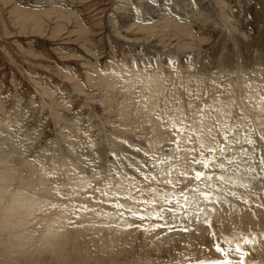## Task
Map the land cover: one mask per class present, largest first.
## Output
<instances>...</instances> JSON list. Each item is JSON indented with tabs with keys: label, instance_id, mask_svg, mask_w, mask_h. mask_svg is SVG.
<instances>
[{
	"label": "rangeland",
	"instance_id": "rangeland-1",
	"mask_svg": "<svg viewBox=\"0 0 264 264\" xmlns=\"http://www.w3.org/2000/svg\"><path fill=\"white\" fill-rule=\"evenodd\" d=\"M262 88L264 0H0V172L3 167H7L5 171L10 169L15 160L12 157H19L25 158V164L35 165V170L43 168L39 179H45V183L51 177L55 179L52 171L58 172L55 169L62 163L75 174L88 164L94 168L91 178H102L97 180L101 183L97 190L94 186V191L85 192L93 196L92 200L96 198L95 203L64 198L76 197L75 181L57 184L61 195L52 186L47 196H41L36 193L40 187L35 181L28 189L26 183L0 180V207H19L22 212L38 215L42 208L48 221L56 220L44 229L45 234H57L55 240L67 239L78 245H69L68 261L63 264H98L102 259L108 264H175L200 257L201 248H211L217 239L229 236L215 219L243 207L264 209V184L260 183L264 179L263 160L257 169L255 157V165L253 156L249 164L250 157L240 150L245 147L243 139L251 135L261 118L256 114L259 111L252 112L250 103H256L260 95L264 97ZM156 122L168 130L152 141L154 148L149 140L154 139L150 127L156 131ZM14 147L18 153L22 149L25 152L17 154ZM179 149L187 151L183 157L188 162L180 168L175 165L178 159L173 152L181 153ZM112 157L119 161L115 170L105 164ZM212 157L215 159L210 167L222 164L225 172H234V177L227 180L241 187L232 190L234 195L238 193L236 197L227 198L225 189L206 182L220 196L215 207H206L207 202H201L198 194L191 198L193 195L184 193L193 191L186 185L192 179V158L207 170L202 161ZM168 172L171 177L165 176ZM9 175L3 176L13 179ZM82 175L74 179L78 181ZM172 176L182 177L185 191L179 184L172 186L165 181L174 183ZM114 179L120 188L112 186L104 193L109 181L117 183ZM140 180L146 181V186L140 187ZM91 182L84 181L85 188H91ZM164 183L162 188L157 186ZM17 188L28 198L16 195ZM164 189L168 192L165 201L172 206L147 207L152 205L153 194ZM113 192L120 198L105 200ZM128 194L135 197L123 201ZM13 195L20 199L15 206ZM224 198L226 203L222 202ZM234 198L233 205L239 208L232 212ZM125 202L146 206L144 210L130 208L143 210L144 218L132 215L131 205ZM122 203V208L112 207ZM195 204L210 212L204 218L210 221L206 225L209 230L197 227L186 234L191 224L188 222L196 220L193 218L197 214L192 211ZM84 209L90 217L86 222L82 221L85 217L76 219L77 212ZM149 211L159 213L161 218L147 215ZM94 215L102 219H92ZM58 218L62 219L59 225ZM237 230L236 225L231 226L234 234ZM256 235L255 241H262L261 234ZM92 238L103 246L94 245ZM204 239L201 248L191 246V240H199L200 246ZM84 248L88 249L86 257L80 255Z\"/></svg>",
	"mask_w": 264,
	"mask_h": 264
},
{
	"label": "bare ground",
	"instance_id": "bare-ground-1",
	"mask_svg": "<svg viewBox=\"0 0 264 264\" xmlns=\"http://www.w3.org/2000/svg\"><path fill=\"white\" fill-rule=\"evenodd\" d=\"M231 50V49H230ZM258 56V55H257ZM175 73V72H174ZM194 80V79H193ZM175 82V81H174ZM196 82V81H195ZM254 82V81H253ZM257 83V82H256ZM181 84L182 81H181ZM250 84V83H249ZM248 84V85H249ZM185 85H188V84H185ZM252 85V84H251ZM255 85V84H254ZM258 85V84H257ZM160 87V85H158ZM157 86V87H158ZM156 87V88H157ZM211 87V86H210ZM248 87V86H247ZM180 88H183V85L182 87ZM251 88V87H250ZM260 88V87H259ZM158 89V88H157ZM186 89V88H185ZM253 89V88H252ZM250 89V90H252ZM264 89V88H262ZM175 90V89H174ZM257 90H260V89H257ZM177 91H178V88H177ZM180 91V90H179ZM262 91V90H261ZM183 92V91H182ZM187 92V91H186ZM264 92V90L262 91ZM176 93V92H175ZM252 93V92H251ZM254 93V92H253ZM183 94V93H182ZM181 94V95H182ZM143 95V93H142ZM140 94V96H142ZM250 95V94H249ZM253 95V94H252ZM259 95V94H258ZM168 96V95H167ZM190 96V95H189ZM261 96V95H260ZM258 98L257 102L256 103H250L252 108H253V113L254 111H259L257 112L256 114L261 117L259 120H258V123L255 125L254 123V129L252 128V132H251V135L250 136H246L245 139H243V143L245 144V147L243 149H240L241 151L244 152V155H246V157H250V162H248L249 164L251 163L252 161V156H253V162H254V165H255V161L258 163L257 164V169H258V166L261 167V161L263 160V163H264V116H260L261 113L264 114V97L261 96V98ZM164 97V96H163ZM233 97V96H232ZM253 98V97H252ZM255 98V97H254ZM153 99V98H151ZM155 99H158V98H155ZM256 99V98H255ZM161 100V98L159 99ZM165 100V99H164ZM187 100H188V97H187ZM191 100V99H189ZM207 100V99H206ZM209 100V99H208ZM167 101V99H166ZM165 101V102H166ZM192 101V100H191ZM249 101V100H248ZM157 102V101H156ZM163 102V101H162ZM190 102V101H188ZM220 102V101H219ZM233 102V101H232ZM164 103V102H163ZM168 103V102H167ZM187 103V102H186ZM136 104V103H135ZM169 104V103H168ZM189 104V103H188ZM193 104V102H192ZM224 104V103H222ZM249 104V105H250ZM167 105V104H165ZM158 106V105H156ZM164 106V105H163ZM190 106V105H189ZM193 106V105H192ZM196 106V105H195ZM247 106V105H246ZM162 107V106H161ZM169 107V105H168ZM226 106H224L225 108ZM164 108H166L165 110L167 111V107L164 106ZM191 108V107H190ZM194 108V107H193ZM242 108V107H241ZM251 108V109H252ZM210 109V108H209ZM153 110V109H152ZM169 110V109H168ZM171 110V109H170ZM218 110V109H217ZM203 111V110H202ZM201 111V112H202ZM151 112V111H150ZM170 112V111H169ZM175 112V110H174ZM205 112V110L203 111ZM202 112V113H203ZM220 112V111H218ZM225 112V110H224ZM153 113H155V111L153 110ZM207 112H205L206 114ZM214 113V111H213ZM134 114V113H133ZM137 114V113H136ZM134 114V115H136ZM152 114V113H151ZM162 114V112H161ZM204 114V113H203ZM141 115V114H140ZM146 115V114H145ZM153 115V114H152ZM158 115V113H157ZM175 115V114H174ZM202 115V114H201ZM210 115V114H209ZM213 115V114H211ZM216 115V114H215ZM213 115V116H215ZM221 115V114H220ZM219 115V116H220ZM256 115V116H257ZM262 115V114H261ZM159 116H161L159 114ZM158 116V118H160ZM165 116V115H164ZM176 116V115H175ZM200 116V115H199ZM204 116V115H203ZM207 115H205L206 117ZM157 117V116H154V118ZM168 117V116H167ZM208 117V116H207ZM223 117V116H221ZM163 118V116H162ZM161 118V119H162ZM169 118V117H168ZM173 117H171V120H172ZM202 118V117H201ZM255 118V117H254ZM144 119V118H143ZM157 119V118H156ZM167 119V118H166ZM212 119V118H211ZM216 119V118H215ZM218 119V118H217ZM258 118H256L255 120L257 121ZM140 120V119H138ZM155 120V119H154ZM159 119H157L158 121ZM165 120V118L163 119ZM178 120V119H177ZM10 121V120H9ZM167 121V120H166ZM165 121V122H166ZM170 121V119H169ZM174 121V120H173ZM202 121V120H201ZM255 121V122H256ZM148 122V121H146ZM172 122V121H171ZM178 122V121H177ZM196 122H199V121H196ZM195 122V123H196ZM218 122V120H217ZM224 122V121H223ZM170 123V122H169ZM167 123V124H169ZM173 123V122H172ZM171 123V124H172ZM179 123V122H178ZM177 123V124H178ZM200 123V122H199ZM148 124V123H147ZM155 124V123H153ZM156 124H159L158 127L156 128V131L153 130L152 128V125L150 127L151 129V134L153 136L154 139L151 138V140H149V143H151L153 140H155V138L157 139L158 136H162L164 132H166L167 130L164 129V124H161L160 122H156ZM176 124V123H174ZM202 124V123H201ZM140 125V124H139ZM135 126V125H133ZM138 126V125H136ZM149 126V125H148ZM166 126V125H165ZM174 126V125H173ZM177 126V125H176ZM180 126V125H179ZM191 126V125H190ZM171 127V126H170ZM188 127V126H187ZM140 128V127H139ZM147 128V126H146ZM169 128V126H168ZM175 128V127H174ZM144 129V128H143ZM148 129V128H147ZM19 130V129H18ZM133 131V130H131ZM145 131V129H144ZM147 131V130H146ZM145 131V133H146ZM149 131V130H148ZM173 131V130H172ZM181 132V131H180ZM20 133V132H19ZM137 133V132H136ZM135 133V134H136ZM148 133V132H147ZM146 133V135H147ZM169 133V132H168ZM177 133V132H176ZM6 134V133H5ZM18 135V134H17ZM129 135V134H127ZM171 135V134H170ZM166 136V135H165ZM173 136L174 133H173ZM206 136V135H205ZM20 137V136H19ZM143 137V136H141ZM5 138V137H4ZM7 138V137H6ZM15 138V137H14ZM175 138V137H174ZM173 138V139H174ZM177 138V137H176ZM175 138V139H176ZM164 139V137H163ZM166 139V138H165ZM174 139V140H175ZM184 139V138H183ZM5 140V139H4ZM148 140V139H147ZM162 140V139H161ZM251 141V142H250ZM156 142V141H155ZM164 142V141H163ZM176 142H177V139H176ZM147 144V143H146ZM153 144V147L155 145L154 142H152ZM17 145V144H16ZM22 145V144H21ZM20 146V145H19ZM147 146V145H146ZM158 146V144H157ZM192 146V145H191ZM166 147V146H165ZM188 147V146H187ZM15 148V147H14ZM18 148V147H17ZM147 148V147H146ZM155 148V147H154ZM168 148V146H167ZM175 148V147H174ZM12 149V148H11ZM21 147L19 148V151H20ZM149 149V148H148ZM17 149L15 148V152L17 154H21V152H25V151H20V153H18V151H16ZM152 150V149H151ZM154 150V149H153ZM148 150H146V153H147ZM150 151V150H149ZM177 151V150H176ZM175 150L173 152L176 153L175 157L178 159V161H176L175 164L176 166H178L179 168L180 167H185L187 166V160H185V158L183 157L184 155H186V152L184 149L183 151L181 152V150L179 149V152H176ZM200 151V150H199ZM28 152V150H27ZM108 152V151H107ZM113 152V151H112ZM144 153V152H143ZM150 153V152H149ZM170 153V152H169ZM168 153V154H169ZM16 154V155H17ZM24 154V153H23ZM90 154V153H89ZM88 154V155H89ZM117 154V153H116ZM154 153H152L153 155ZM12 155V154H11ZM15 155V156H16ZM105 155V153H104ZM115 155V154H114ZM158 155V154H157ZM170 155V154H169ZM172 155V154H171ZM14 156V155H13ZM19 156V155H18ZM21 156V155H20ZM156 156V155H155ZM161 156V155H159ZM167 156V155H166ZM12 157V156H10ZM150 157V156H149ZM154 157V156H153ZM164 157V156H163ZM161 157V158H163ZM169 158V156H167ZM254 157H255V161H254ZM12 158H15L14 162L12 161L10 167L8 166V168H10L8 171H5L7 170V167H3V169L1 170V174L2 176H0V180H16V183H18V185H22L24 183H26V188L28 189H31L32 187L30 186V184L32 183V181H35V183H37L40 187V189L38 191H36V193H39L41 196H47L48 193H49V190L52 188V186H54V190H56V188H58V186L56 187L57 184H60L61 182L63 181H69L70 183L72 181H75L77 182V185H76V189L78 190L77 192V195L76 197L73 196L71 198V196H65L64 198H68V199H78L79 201H93L95 203V199H93V196L89 195V194H85V192H89V191H94V186H95V190L98 189V187L101 185V183L97 182V180L99 179V181L102 179V178H98L96 180H93L90 176V174L92 175L93 172H94V168L90 167V165H86V167H79L80 170H82V172H79L78 174L82 173L83 175L82 176H86V179L83 177V179L79 180L82 176H80V178L78 179V181L74 178H76L75 176L78 175V174H75V173H72V171H70V169L68 168L67 166V163H65V166L64 164H56L58 165L55 170H57L58 172L56 171H52L53 172V177L55 179H53L52 177L50 179H47L49 181H47L46 183L44 181H46L45 179L41 180L39 179V174L41 172V170L43 168H41V170H35L36 166L35 165H31V164H25V158L23 159H20L19 157H12ZM11 158V159H12ZM116 157H112L110 160H108L107 162H105V164L107 165H110L111 168L113 167V169H117V165L119 163V161L117 159H115ZM151 158V157H150ZM166 158V157H165ZM166 158V159H168ZM174 158V157H173ZM187 158V157H186ZM106 159V158H105ZM155 159V158H153ZM165 159V161H167ZM188 159V158H187ZM152 160V159H151ZM163 160V159H162ZM170 160V158H169ZM176 160V159H175ZM259 160V161H257ZM9 161V160H8ZM171 161V160H170ZM190 161V159L188 160ZM192 170L193 172H191V181L190 182H187V186H188V190L192 188L193 191H189L188 193L187 192H183L184 194L188 195V194H191L193 195L191 198H194V197H198L196 194L199 195V199L201 200V202H207V205L206 207H209V206H214L216 204H218L219 200H220V196L218 195V193L215 191V189L211 188V186L209 185H206L205 183L206 182H210V183H213V184H216L218 186H220L221 189H225L226 191V194L224 195H227V198L230 197V198H233V197H236V195H238V193L236 195L233 194V191L232 190H235L236 187L240 186L241 185H236V183L234 184V182H231L232 180H227V178L229 177H234L232 174L234 172H225L222 168L218 167V166H212V167H209L207 170H203L202 167H200L196 162L195 159L192 158ZM168 162V161H167ZM172 162V161H171ZM173 162H174V159H173ZM185 162V163H184ZM187 162V163H186ZM247 162V161H246ZM245 162V163H246ZM164 163V162H163ZM166 163V162H165ZM194 163L196 165H194ZM6 164V163H4ZM161 164V163H160ZM170 164V163H169ZM253 164V163H252ZM251 164V165H252ZM168 165V164H167ZM190 165V164H189ZM188 165V167H189ZM31 166V167H30ZM71 166V165H70ZM169 166V165H168ZM248 166V165H247ZM23 167H26V169H24ZM56 167V166H55ZM90 167V168H88ZM250 167V166H249ZM21 169L18 170V169ZM119 168V167H118ZM168 169V167H166ZM178 168V169H179ZM13 169V171H17V172H21L22 174H19V176H16V174H13L11 173V170ZM49 169V167H48ZM69 169V170H68ZM112 169V170H113ZM172 169V168H171ZM175 169V168H174ZM191 169V167H190ZM222 169V170H221ZM262 169V172H264V167H261ZM52 170V169H51ZM100 170V169H99ZM120 170V168H119ZM169 170V169H168ZM184 170V169H183ZM187 170V169H186ZM61 171V172H60ZM127 171V170H126ZM135 171V170H134ZM174 171V170H173ZM177 171V170H176ZM196 171H202V172H207L208 174L211 175V179H208L206 176L205 177H201L200 180H197L195 178V172ZM222 171V172H221ZM260 171V169H259ZM98 172V171H97ZM128 172V171H127ZM130 174H132L133 170H129ZM167 172V171H166ZM172 172V171H171ZM180 172V171H179ZM170 172L166 173L165 176H169ZM224 173V174H223ZM226 173V174H225ZM6 174H10L9 176L13 177V179H10L9 177L8 178H5V176L3 175H6ZM47 174V173H46ZM49 174V173H48ZM51 174V172H50ZM62 174V175H61ZM116 174V173H115ZM176 174V173H175ZM179 174V173H178ZM190 174V173H189ZM231 174V175H229ZM32 175V176H31ZM101 175V174H100ZM31 176V177H30ZM33 176H38L37 179H32ZM52 176V175H51ZM98 176V175H96ZM186 176V175H185ZM48 177V176H47ZM102 177V176H100ZM171 177V176H169ZM173 177V176H172ZM223 177V178H221ZM173 181H175L174 183H170V185L172 184L173 185H178L179 184V188L183 189L182 191H185L184 189H186V186L183 187V185H181V181H182V177L180 178H177L176 176L173 177ZM186 178V177H184ZM259 178L260 176L258 177V181L257 183H259ZM246 180H248L247 178H245ZM52 180V182H51ZM86 180H91L92 182L90 183V186L91 188H85V184H83L84 181ZM116 179H114L115 181ZM102 181V180H101ZM107 181V180H106ZM165 181H169V179H165ZM184 181V180H183ZM188 181V180H187ZM117 183H114L112 184L113 182H110V184H107L106 186L103 187V191L104 193L106 191H109L107 190V188H111L112 186H116L115 189L117 190L118 187H119V181H115ZM181 182V183H180ZM186 182V181H184ZM183 182V183H184ZM2 183V181L0 182ZM95 183H97L95 185ZM99 183V184H98ZM106 183V182H104ZM131 183V182H130ZM129 183V184H130ZM134 183V181L132 182ZM147 183L146 181L142 182L141 180L139 181L138 185L141 187L142 185L146 186ZM162 183V182H161ZM167 183V182H166ZM161 184V185H157L159 186V188H162L163 186H165V184ZM261 185L264 184V179L262 180L261 179ZM127 184V183H126ZM157 184V183H154V185ZM3 185H6V184H3ZM9 184H7L8 186ZM12 185V184H10ZM185 185V184H184ZM151 187V186H150ZM120 188V187H119ZM152 188V187H151ZM158 188V189H159ZM173 188V187H172ZM177 188V186H176ZM206 188V190H205ZM209 188V189H207ZM263 187H260L258 189H261ZM112 189V188H111ZM114 189V187H113ZM156 189V188H154ZM17 191L16 192V195L20 196L21 198H28V196L24 195L22 196L21 194V190L20 188H17L16 189ZM36 190V189H35ZM137 190V189H136ZM135 190V191H136ZM148 190V188H147ZM174 190V189H173ZM200 190V191H199ZM229 190V191H228ZM239 190V189H238ZM100 191V189H99ZM114 191V190H112ZM121 191V190H120ZM134 191V192H135ZM138 191V190H137ZM199 191V192H198ZM228 191V192H227ZM240 191V190H239ZM258 191V190H257ZM264 192V190H262ZM261 191V193H262ZM14 192V193H15ZM60 192L59 190H56V194ZM116 192V191H114ZM112 193L111 195H108L107 201L110 200V198H117L116 197V193H119V192H116V193ZM133 192V193H134ZM139 192V191H138ZM141 193V192H140ZM116 194V195H115ZM121 194V192H120ZM135 194V193H134ZM139 194V193H138ZM142 194V193H141ZM58 195H61L58 193ZM106 195V194H105ZM168 195V192L166 189L162 190V191H157L156 194H153V200H151L150 202L152 203V205H146L147 207H152V206H158L160 205L161 208L163 209H166L168 207H171L172 205H169L168 203L169 202H166L168 198H165V197H168L166 196ZM190 195V196H191ZM196 195V196H195ZM55 196V195H54ZM137 196V195H136ZM119 197V195H118ZM129 197L128 199L132 198V197H135V196H131L130 194H128V196L124 197L123 198V201H126V198ZM224 197V196H223ZM244 197V196H243ZM263 197V196H262ZM120 198V197H119ZM117 198V199H119ZM246 198V197H245ZM264 198V197H263ZM67 199V200H68ZM137 199V198H135ZM244 199V198H243ZM250 199V198H249ZM20 199L18 197H16L15 195H13V199H12V203L14 204L15 206V201H19ZM65 200V199H64ZM166 200V201H165ZM194 200V199H193ZM196 200V199H195ZM225 200H227L226 198H224V200L222 202H225ZM234 199H232L231 203L230 204H234ZM32 201V199L30 200ZM63 200H59V202H61ZM129 201V200H128ZM154 201V203H153ZM253 201V200H252ZM37 202L39 203V200L37 198ZM198 202V200L196 201ZM195 202V203H196ZM233 202V203H232ZM236 202V200H235ZM243 202V200H242ZM55 203H58V202H55ZM66 203V202H65ZM88 203V202H87ZM126 203V202H125ZM124 203V204H125ZM213 203V204H211ZM226 203V202H225ZM1 204V202H0ZM41 204V203H39ZM42 204H46V203H42ZM93 204V203H92ZM123 205V203L121 204ZM126 205H131L129 206V209L131 207H140L141 209H145L146 206H138L137 204H134V203H126ZM195 204L194 207L192 209L193 212H195L196 217L193 218V219H196L194 222H188V223H191V224H188L187 226V233L186 234H191L193 232L196 231V228L199 227V228H207V224L210 222L209 220H204L205 217H207L210 212H205V210H203V207L200 206V205H197ZM239 206V204H236V206ZM264 205V204H263ZM60 206V205H59ZM63 206V205H62ZM61 206V207H62ZM126 206V207H127ZM234 206V205H233ZM4 207V208H3ZM64 207H67L66 205H64ZM68 207L69 204H68ZM87 207V206H86ZM112 207H115V206H112ZM144 207V208H143ZM235 207V206H234ZM3 208V210H2ZM30 208V207H29ZM29 208L27 209V211L29 210ZM63 208V207H62ZM75 208V207H74ZM79 208V207H78ZM81 208V207H80ZM239 208V207H238ZM238 208H233L232 209V212L233 210L235 209H238ZM20 208L19 207H16V209H12L11 207H9V205H6V206H2L0 207V264H52V263H59V264H63V263H66L68 261V255H69V252L68 251V247L69 245H72L67 239H66V242L65 241H57L55 240V236L57 234H45V231L44 229H46V227H48L50 224H54V222L56 221H53L54 219H50L48 221V215L45 216V213H42L44 210H39L38 214H35V213H25V212H22L21 210H19ZM32 209V208H31ZM61 209V208H60ZM66 208H64L63 210H65ZM71 209V207H70ZM127 209V208H126ZM219 209V208H218ZM225 209V208H223ZM11 210H12V213H11ZM16 210H19V212ZM35 210L37 209H34V212ZM79 210V209H78ZM143 210H140L138 211L140 213V215H144V211ZM151 210V209H150ZM69 211V210H68ZM84 211H86L85 209L83 211H79L77 212L79 215L76 217L77 218H80V217H85L82 221L83 222H86L88 221L87 219H89V214H86ZM116 211V210H115ZM119 211H123V210H119ZM156 211H158L156 209ZM240 211V212H239ZM16 212V214H15ZM224 212V211H223ZM237 212V213H236ZM236 212L234 211L230 214H223L221 216H219V218L215 219L216 220V223L217 224H221L224 226V235H229L228 237H234L236 240H240L241 236H246V237H249L250 239H254L255 241V236H257L256 234H261L262 236V241H255L254 243L252 244H245L244 247H243V251L247 253V255H245L243 257V260L245 262H247V264H254L255 262H257L258 264H263L264 263V209L263 210H256V211H251L249 209H246V208H241V210H236ZM70 213V211H69ZM116 213H120L118 212V210L116 211ZM143 213V214H142ZM152 213H156V212H153V211H149V213H147V215L149 216H152ZM64 214H66L64 212ZM72 215V214H71ZM69 215V216H71ZM133 215V214H132ZM51 216V213L49 214V217ZM63 216V215H62ZM66 216V215H65ZM67 216H68V213H67ZM214 216V215H213ZM69 218V217H68ZM102 219V217H97L96 215L93 216L92 219ZM156 218V217H155ZM67 219V218H66ZM75 219V220H76ZM60 218H58V225L60 224ZM191 220V219H190ZM92 221V220H89V222ZM75 222H80V221H75ZM99 222H103V221H99ZM186 222V221H184ZM49 223V224H47ZM105 223V221L103 222ZM215 223V222H214ZM69 224V223H68ZM68 224H66L68 226ZM185 224V223H184ZM65 225V223L61 224V226ZM232 225H236L238 227V230L236 231V234H234L232 231H231V226ZM70 226V225H69ZM160 226H164V224H160ZM183 226V225H182ZM186 226V224H185ZM8 227H12L10 228V231H7ZM80 227V226H79ZM82 227V226H81ZM87 227H90L87 225ZM28 230H25L27 229ZM71 228V227H70ZM216 228V226H215ZM79 229V228H78ZM92 229H95L97 230L96 228H92ZM242 229V230H240ZM127 230V229H126ZM209 230V229H208ZM117 233H121V232H117ZM94 236H96V234H93ZM32 237V239H30L29 237ZM112 240H116L115 238H110ZM38 240H41L39 243ZM200 240V239H199ZM199 240H191V246L192 247H198V248H201V245L205 243L206 239L202 240L200 242V246H197V243ZM36 241V242H35ZM92 243L96 246H99V247H102L103 246V243L98 240L97 238H92L91 239ZM117 241V240H116ZM197 241V242H196ZM35 242V243H33ZM215 243L212 244L211 248H201L200 249V252H201V256L200 257H196L194 259H190V260H187V261H184V262H179V263H175V264H200L201 261H224V260H230L232 262V264H240V261H241V256L240 254L233 248L232 250L228 251L226 254H222L221 252H218L216 250V247L214 246ZM255 244V247H251L252 245ZM73 247H78L77 244L75 245H72ZM85 247V245H84ZM221 247H227V245L225 244H221ZM83 250L79 251L82 252ZM203 251V252H202ZM84 253H80V255H82L83 257H86L85 255L88 254V249L84 248ZM98 258V256H97ZM143 258V257H142ZM140 261V260H139ZM255 261V262H254ZM98 264H108L106 263V259H102L100 261L97 262ZM165 264V263H164ZM172 264V263H171Z\"/></svg>",
	"mask_w": 264,
	"mask_h": 264
},
{
	"label": "snow or ice",
	"instance_id": "snow-or-ice-1",
	"mask_svg": "<svg viewBox=\"0 0 264 264\" xmlns=\"http://www.w3.org/2000/svg\"><path fill=\"white\" fill-rule=\"evenodd\" d=\"M177 143H178V141H177ZM212 151H215V150H212ZM214 159H215L214 157L205 158V160L202 161L203 167L205 169L209 168L211 166V163L214 161ZM194 162H197V161H194ZM220 167H223V165L221 164ZM205 176L208 179L212 178L211 175L208 174L207 172H202V171H196L195 172V178L197 180H200L201 177H205ZM221 178H223V177H221ZM168 183H171V181H168ZM153 203H154V201H153ZM115 207L122 208L123 205L116 204ZM169 210H172V209H169ZM129 211L132 212L133 215H136V216H138L141 219L144 218L143 216L140 215L139 212H136L135 209H129ZM152 215L155 216L157 219L161 218L159 213H152ZM254 242H255L254 239H250L249 237H246V236H241L240 240H236L234 237L223 236V237H220L219 239L216 240L214 246L216 247V250L218 252H221L222 254H226L228 251H230V250H232L234 248L241 256L240 264H247V262H245L243 260V257L245 255H247V253L243 251V247H244L245 244H252ZM221 244H225V245H227V247H221ZM200 264H232V262L230 260H224V261H201Z\"/></svg>",
	"mask_w": 264,
	"mask_h": 264
}]
</instances>
